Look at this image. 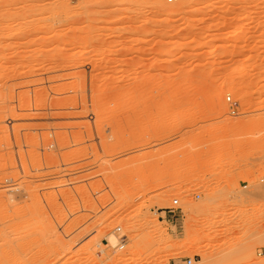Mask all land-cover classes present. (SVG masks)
I'll list each match as a JSON object with an SVG mask.
<instances>
[{
    "label": "rangeland",
    "instance_id": "rangeland-1",
    "mask_svg": "<svg viewBox=\"0 0 264 264\" xmlns=\"http://www.w3.org/2000/svg\"><path fill=\"white\" fill-rule=\"evenodd\" d=\"M152 1L0 0V264H264V0Z\"/></svg>",
    "mask_w": 264,
    "mask_h": 264
},
{
    "label": "built area",
    "instance_id": "built-area-1",
    "mask_svg": "<svg viewBox=\"0 0 264 264\" xmlns=\"http://www.w3.org/2000/svg\"><path fill=\"white\" fill-rule=\"evenodd\" d=\"M168 3H177L179 2L180 0H166ZM226 100L228 101V103L230 104V109H231V113L233 114H236L238 112V107H239V103L237 100H235L232 95L228 94L226 96ZM247 186V185H246ZM174 205L173 206H170L168 208H166L167 210H165L166 212H170V220L171 222L175 223V220H176V216H178L179 214V206H178V203H179V199H174L173 201ZM123 246V245H122ZM120 246V247H122ZM196 258L195 257H185V264H192L193 261H195Z\"/></svg>",
    "mask_w": 264,
    "mask_h": 264
},
{
    "label": "bare ground",
    "instance_id": "bare-ground-1",
    "mask_svg": "<svg viewBox=\"0 0 264 264\" xmlns=\"http://www.w3.org/2000/svg\"><path fill=\"white\" fill-rule=\"evenodd\" d=\"M153 2V4H155V5H157V6H162V5H164V1L163 0H153L152 1ZM183 2V1H182ZM213 4V2H210L209 3V5H212ZM184 6V5H183ZM181 8H183L182 7V5H180V4H176V5H174V7L170 10V13H172V14H175V13H178L180 10H181ZM63 49H65V48H63ZM76 59L75 58H72V60H71V64L72 65H75L76 64ZM249 65H248V63L246 62V61H243V62H240L237 66H236V68L234 69V73H240V72H243L244 70H246L247 69V67H248ZM130 86V85H129ZM143 86V85H142ZM141 87V86H140ZM129 88H131V87H129ZM136 88H137V86H136ZM122 89V88H121ZM134 89V88H133ZM139 89V88H138ZM138 89H136V90H138ZM129 90V89H128ZM122 91H124V89L122 90ZM125 92V91H124ZM123 92V93H124ZM114 93H117V91L115 92L114 91ZM113 93V94H114ZM122 93V94H123ZM121 94V93H120ZM117 95V94H116ZM138 113V112H137ZM135 114V113H134ZM140 114V113H139ZM139 114H137V115H139ZM136 115V114H135ZM140 116V115H139ZM138 117V116H137ZM131 121H132V119H131ZM65 137V136H64ZM65 139V138H64ZM24 244H25V242H24ZM12 246V245H11ZM19 246V245H18ZM9 247V246H8ZM20 248V247H19ZM22 248V247H21ZM11 249H13V248H10V250ZM24 249V248H23ZM9 250V251H10ZM1 251V250H0ZM5 251V250H4ZM2 252V251H1ZM7 252H8V250H7ZM3 255L5 254V253H2ZM15 255V254H14ZM15 256H17V255H15ZM0 258H1V256H0ZM3 258V257H2ZM1 258V259H2ZM4 259H5V256H4ZM8 259V258H7ZM7 261V260H6ZM14 261V260H13ZM4 262V261H3Z\"/></svg>",
    "mask_w": 264,
    "mask_h": 264
},
{
    "label": "crops",
    "instance_id": "crops-1",
    "mask_svg": "<svg viewBox=\"0 0 264 264\" xmlns=\"http://www.w3.org/2000/svg\"><path fill=\"white\" fill-rule=\"evenodd\" d=\"M169 264H185V258L182 259H172Z\"/></svg>",
    "mask_w": 264,
    "mask_h": 264
}]
</instances>
